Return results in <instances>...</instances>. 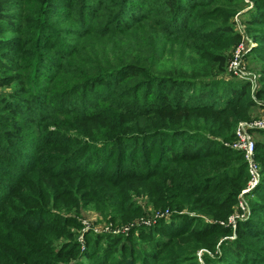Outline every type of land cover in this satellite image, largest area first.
I'll use <instances>...</instances> for the list:
<instances>
[{"label":"trees","instance_id":"trees-1","mask_svg":"<svg viewBox=\"0 0 264 264\" xmlns=\"http://www.w3.org/2000/svg\"><path fill=\"white\" fill-rule=\"evenodd\" d=\"M248 1L253 92L224 76L245 0H0V264H264V131L249 215L227 225L248 181L228 145L264 105V0ZM131 194L165 220L83 242L59 214L126 226Z\"/></svg>","mask_w":264,"mask_h":264},{"label":"built area","instance_id":"built-area-1","mask_svg":"<svg viewBox=\"0 0 264 264\" xmlns=\"http://www.w3.org/2000/svg\"><path fill=\"white\" fill-rule=\"evenodd\" d=\"M245 2L248 3V7L244 11L251 9L252 3L248 0H245ZM240 14L238 13L234 19L235 31L239 34L240 41L231 53L224 76L226 78L249 81L251 91L253 92L257 86L256 79H258V75L248 71L245 56L256 46V43L246 34L245 26L240 19ZM259 110L258 115L255 117L238 122L234 130V140L228 145L232 150L239 152L243 156L248 176L246 187L240 192L234 212L227 220V225L232 230H235L238 221H243L248 217L249 206L245 196L257 187L261 178L260 166L255 158L256 140L254 134L264 131V105L259 107ZM160 214H158L160 215L159 218L166 216V213ZM145 224H150V222H145Z\"/></svg>","mask_w":264,"mask_h":264},{"label":"rangeland","instance_id":"rangeland-1","mask_svg":"<svg viewBox=\"0 0 264 264\" xmlns=\"http://www.w3.org/2000/svg\"><path fill=\"white\" fill-rule=\"evenodd\" d=\"M245 10V9H244ZM242 10L241 12L238 13H243ZM236 13L233 18H232V22H234V19L236 17V15L238 14ZM245 17H240V19H244ZM245 20V19H244ZM235 45L232 46V48H230L229 53L231 56V53L234 49ZM253 67V65H252ZM250 71V70H248ZM251 72V71H250ZM253 73V72H252ZM259 78V75H258ZM240 80V79H238ZM241 81V80H240ZM257 81V79H256ZM2 93V89L0 88V94ZM259 108H256V110H254L251 113L250 119L255 117L256 115H258L259 113ZM244 121V120H242ZM254 138L255 140H259L260 136L258 133L254 134ZM131 201L140 208V210L142 211V215L139 216L138 218H135L133 221H131L130 223H128L126 226H123V224H119L117 223H112L110 221L107 220V218H110L109 216L107 218L104 217V215H102L99 211H97L94 207L92 206H88L86 208L80 207L78 210V213L74 212V211H69L66 213V211H60V215L62 217H69V218H75L77 223L79 224V228H75V227H70L71 229V233H74L75 236L77 237V240L80 241V239H83L84 242V238L83 235L86 233H91L92 235L95 234H102L103 232H105L106 230H122L124 228L130 227V230H132L133 228H142V226H146L145 228H149L150 225L146 224L145 222H150L151 225L153 224H158L159 221L161 220V218H159V216L161 215L160 213H165L163 211H161L160 209H155L153 207V205L149 202L147 196L145 194H131L130 195ZM248 200V198H247ZM234 208V207H233ZM160 214V215H158ZM166 217H164L163 219L165 220ZM69 229V227H68ZM129 230V231H130ZM138 232V230H137ZM135 233L136 236L138 233ZM227 239L229 240H234L235 239V235L234 232L232 234V236L228 237ZM64 239L63 238H59V242H63ZM78 241V242H79ZM201 251H199L197 253L198 256H200ZM83 262V260H82ZM200 262L202 263V261L200 260Z\"/></svg>","mask_w":264,"mask_h":264}]
</instances>
